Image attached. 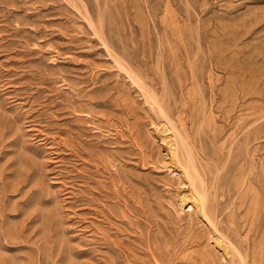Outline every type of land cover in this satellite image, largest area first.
<instances>
[{
	"label": "rangeland",
	"instance_id": "rangeland-1",
	"mask_svg": "<svg viewBox=\"0 0 264 264\" xmlns=\"http://www.w3.org/2000/svg\"><path fill=\"white\" fill-rule=\"evenodd\" d=\"M215 263L264 264V0H0V264Z\"/></svg>",
	"mask_w": 264,
	"mask_h": 264
},
{
	"label": "bare ground",
	"instance_id": "bare-ground-1",
	"mask_svg": "<svg viewBox=\"0 0 264 264\" xmlns=\"http://www.w3.org/2000/svg\"><path fill=\"white\" fill-rule=\"evenodd\" d=\"M88 20V19H87ZM90 21H91V19H90ZM89 23V22H88ZM92 23V22H91ZM94 33H95V31H94ZM98 33V32H97ZM96 35V34H95ZM99 39V38H98ZM106 45V44H105ZM106 49H108V48H106ZM105 49V50H106ZM110 54V53H109ZM114 57V56H113ZM120 67H121V65H120ZM130 74V73H129ZM135 74V73H134ZM130 78H132V77H130ZM136 78V77H135ZM139 81V80H138ZM140 82V81H139ZM137 83V82H136ZM164 83V82H163ZM143 85V84H142ZM139 86V85H138ZM199 86V85H198ZM151 88V87H150ZM152 91V90H151ZM149 92V91H148ZM153 93V92H152ZM143 94V93H142ZM145 94V93H144ZM156 94V93H155ZM149 95V94H148ZM150 97V96H149ZM161 98V97H160ZM149 99V98H148ZM157 99V98H156ZM145 101V100H144ZM148 101V100H147ZM146 101V102H147ZM151 101V100H150ZM161 101V100H160ZM151 105V104H150ZM162 106V105H161ZM152 109V108H151ZM154 111V110H153ZM168 114V113H167ZM205 114V113H204ZM162 116V115H161ZM163 118V117H162ZM165 118H167V117H165ZM168 120V119H167ZM166 122V121H165ZM168 123V122H167ZM172 127V126H171ZM201 127V126H200ZM199 127V128H200ZM169 128V127H168ZM36 129V128H35ZM174 131V130H173ZM177 134V133H176ZM179 135V134H178ZM174 136V135H173ZM199 136V135H198ZM171 137H172V135H171ZM175 137V136H174ZM176 140V139H175ZM176 142V141H175ZM184 143V142H183ZM188 143V142H187ZM232 144V143H231ZM176 145V144H175ZM185 145H186V143H185ZM187 146V145H186ZM215 146V145H214ZM169 147H170V150L172 151V153H174L173 151H174V149H175V147H173V143L172 144H169ZM191 147V146H190ZM177 148V147H176ZM188 148V147H187ZM192 149V148H191ZM177 151V150H176ZM177 154V153H176ZM177 156V155H176ZM183 157V156H182ZM191 157H192V155H191ZM187 158H189L188 157V155H187ZM176 159H177V157H176ZM193 159V158H192ZM183 160H184V158H183ZM191 160V159H190ZM194 161V160H193ZM179 162V161H178ZM215 163V162H214ZM193 165V164H192ZM182 166V165H181ZM188 166V165H187ZM201 166V165H200ZM194 167V166H193ZM169 168H170V166H169ZM192 168V167H191ZM186 169V168H185ZM171 170V169H170ZM195 170V169H194ZM172 172H175V171H172ZM189 172V171H188ZM196 172V171H195ZM179 173V172H178ZM186 173V172H185ZM194 173V172H193ZM187 175V174H186ZM189 175V174H188ZM192 175V174H191ZM195 175V174H194ZM197 175H198V173H197ZM199 176V175H198ZM196 177V176H195ZM246 177V176H245ZM200 180V179H199ZM189 181V180H188ZM191 181V180H190ZM193 181V180H192ZM202 181V180H201ZM200 181V182H201ZM196 183V182H195ZM205 183V182H204ZM203 183V184H204ZM245 184V183H244ZM201 186H202V184H200ZM243 185V184H242ZM190 187V186H189ZM203 187V186H202ZM206 187V186H205ZM194 190H196L197 191V188L195 189L194 188ZM239 190H240V188H239ZM203 191V190H202ZM206 191V190H205ZM201 193H203V192H201ZM200 193V194H201ZM200 194H198L197 192H195L194 193V196H193V198L188 202L189 204H188V211L189 212H191V211H193V210H196V207L197 206H203L204 207V204L206 203L205 201H204V198H203V196H201ZM204 196H205V194H203ZM206 197V196H205ZM186 200V199H185ZM181 202H182V200H181ZM205 202V203H204ZM206 205V204H205ZM203 207H202V209H203ZM205 208V207H204ZM182 210V209H181ZM204 212V211H203ZM205 213H206V211H205ZM203 214V213H202ZM215 214H216V210H215ZM204 216V215H203ZM210 219V218H209ZM209 219H207V220H209ZM211 221V220H210ZM208 223V222H207ZM211 223V222H210ZM216 224V223H215ZM213 227H214V225H213ZM217 227V226H216ZM216 230V229H215ZM218 230V229H217ZM216 230V231H217ZM222 234V233H221ZM215 236V235H214ZM226 236V235H225ZM226 240V239H225ZM224 240V241H225ZM230 241V240H229ZM227 243H229V242H227ZM227 243H226V241L225 242H223V244L225 245V246H227ZM234 244V243H233ZM219 245H220V243H219ZM192 251V250H191ZM183 253V252H182ZM238 253V252H237ZM207 255V254H206ZM242 256V255H241ZM188 259V258H187ZM213 260V259H212ZM244 259H242V261H243ZM214 261V260H213ZM241 261V262H242ZM244 263V262H243ZM246 263V262H245ZM216 264V263H215Z\"/></svg>",
	"mask_w": 264,
	"mask_h": 264
}]
</instances>
